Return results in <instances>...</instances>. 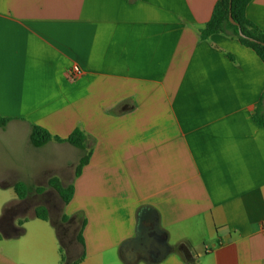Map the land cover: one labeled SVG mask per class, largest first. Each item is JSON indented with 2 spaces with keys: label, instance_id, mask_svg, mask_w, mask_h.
<instances>
[{
  "label": "crops",
  "instance_id": "crops-1",
  "mask_svg": "<svg viewBox=\"0 0 264 264\" xmlns=\"http://www.w3.org/2000/svg\"><path fill=\"white\" fill-rule=\"evenodd\" d=\"M217 2L0 0V116L11 120L0 129L30 140L35 125L62 139L79 128L92 149L76 178L82 150L36 148L46 179L24 182L25 200L14 183L0 203V264H264V63L229 35L201 39ZM246 14L264 32V0ZM55 177L75 186L68 205L57 194L68 232L81 223L65 244ZM37 188L50 203L26 213ZM145 211L169 248L162 261L128 248Z\"/></svg>",
  "mask_w": 264,
  "mask_h": 264
},
{
  "label": "trees",
  "instance_id": "trees-1",
  "mask_svg": "<svg viewBox=\"0 0 264 264\" xmlns=\"http://www.w3.org/2000/svg\"><path fill=\"white\" fill-rule=\"evenodd\" d=\"M252 1L253 0H218L210 21L200 32L201 39L208 40L212 36L219 34L229 35L238 39L243 46L252 49L264 63V32L251 22L246 14L247 7ZM230 13L236 22V25L231 23ZM240 32L244 37L240 35ZM254 119L259 125L264 126V113L262 112L261 107L256 111ZM10 121V119L0 116V127L5 128ZM53 140L59 143H69L84 152L75 172V177H80L84 167L88 165L92 156V149L88 150L87 148L88 138L85 132L78 128L68 138L62 139L54 137L43 127L36 125L32 127L30 142L35 148H42ZM48 185L51 189L57 192L64 204L68 205L72 201L75 195L74 184L64 187L60 179L55 177L50 179ZM31 191L32 188L27 184L18 183L16 185V192L20 200H25ZM36 191L38 194H42L45 189L37 188ZM36 216L45 221L49 220L48 209L44 206L38 207L36 209ZM77 239L80 244H84L82 230L79 232ZM80 261L81 260L73 264H79ZM62 263L67 264L66 259H63Z\"/></svg>",
  "mask_w": 264,
  "mask_h": 264
},
{
  "label": "rangeland",
  "instance_id": "rangeland-1",
  "mask_svg": "<svg viewBox=\"0 0 264 264\" xmlns=\"http://www.w3.org/2000/svg\"><path fill=\"white\" fill-rule=\"evenodd\" d=\"M39 152H41L39 149L30 144L29 133L25 134L20 130L11 128L7 131L0 129V203L8 198L7 191L12 188L11 185L14 183L33 182L36 179H38V183H42L46 179L43 176L38 177L39 174L35 175L38 172L37 170H42L49 164L47 156L36 157ZM48 194L46 192L38 195L33 192L25 203L26 213L32 212L39 205H43L45 203L44 199L49 198ZM52 195L54 198L51 199H53L56 209L53 222L58 229L63 244H65L66 241H70L72 234L73 238L77 236L81 223L68 232L67 222L62 220L63 203L57 193H52Z\"/></svg>",
  "mask_w": 264,
  "mask_h": 264
},
{
  "label": "water",
  "instance_id": "water-1",
  "mask_svg": "<svg viewBox=\"0 0 264 264\" xmlns=\"http://www.w3.org/2000/svg\"><path fill=\"white\" fill-rule=\"evenodd\" d=\"M230 21L236 25L232 14L230 13ZM240 35H244L240 32ZM161 231L159 228L158 220L155 214L145 211L141 214L138 222V231L136 238L128 243V248L131 251H144L148 252L153 249L159 253L157 260L162 261L169 252V248L160 241Z\"/></svg>",
  "mask_w": 264,
  "mask_h": 264
},
{
  "label": "built area",
  "instance_id": "built-area-1",
  "mask_svg": "<svg viewBox=\"0 0 264 264\" xmlns=\"http://www.w3.org/2000/svg\"><path fill=\"white\" fill-rule=\"evenodd\" d=\"M81 75V71L78 67L74 66L71 70V76L73 79H77Z\"/></svg>",
  "mask_w": 264,
  "mask_h": 264
},
{
  "label": "flooded vegetation",
  "instance_id": "flooded-vegetation-1",
  "mask_svg": "<svg viewBox=\"0 0 264 264\" xmlns=\"http://www.w3.org/2000/svg\"><path fill=\"white\" fill-rule=\"evenodd\" d=\"M48 197H50L49 195H48ZM44 201H45V203H50V199L49 198H46V199H44Z\"/></svg>",
  "mask_w": 264,
  "mask_h": 264
}]
</instances>
